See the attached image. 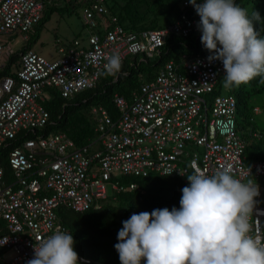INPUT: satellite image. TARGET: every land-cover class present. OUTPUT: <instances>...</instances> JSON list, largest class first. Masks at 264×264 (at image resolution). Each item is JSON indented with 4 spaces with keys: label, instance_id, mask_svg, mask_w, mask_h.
Instances as JSON below:
<instances>
[{
    "label": "built area",
    "instance_id": "1",
    "mask_svg": "<svg viewBox=\"0 0 264 264\" xmlns=\"http://www.w3.org/2000/svg\"><path fill=\"white\" fill-rule=\"evenodd\" d=\"M49 3L0 0V57L13 52L4 35L20 33L27 40ZM83 6L84 41L74 38L59 45L58 57L51 60L26 50L15 75L0 78V146L19 132H33L46 123L44 103L50 89L69 98L94 87L105 73L107 56L118 53L122 62L135 54L152 57L170 35L201 34L200 17L188 0L180 2L181 15L174 23L140 31L120 26L107 0H86ZM208 56V51L183 53L178 60L167 61L129 98L114 94L113 115L101 105L92 106L95 138L87 145L77 146L64 132H57L23 139L10 150L8 177L0 165V249L10 250L11 256L3 259L0 254L1 260L27 264L42 238L56 231L67 233L56 215L58 207L73 212L97 209L107 196V183L116 192L134 187L112 180V175L159 174L186 182L196 170L212 176L222 167H230L241 182L258 185L250 235L264 243V160L243 162L236 98L222 90L206 97L225 74L222 62H209ZM258 111L253 106L252 112ZM79 260L87 261L80 256Z\"/></svg>",
    "mask_w": 264,
    "mask_h": 264
},
{
    "label": "clouds",
    "instance_id": "2",
    "mask_svg": "<svg viewBox=\"0 0 264 264\" xmlns=\"http://www.w3.org/2000/svg\"><path fill=\"white\" fill-rule=\"evenodd\" d=\"M188 2L200 17L208 61L223 64L222 86L248 84L257 76L264 83V37L253 26L261 21L259 12L250 18L234 0ZM105 59L106 74L120 71L118 53ZM187 179L179 209L133 213L122 221L114 245L120 264H264V243L250 235L249 223L258 185L241 182L230 167L212 176L196 170ZM74 244L72 234L56 231L36 243L27 264H80Z\"/></svg>",
    "mask_w": 264,
    "mask_h": 264
},
{
    "label": "trees",
    "instance_id": "3",
    "mask_svg": "<svg viewBox=\"0 0 264 264\" xmlns=\"http://www.w3.org/2000/svg\"><path fill=\"white\" fill-rule=\"evenodd\" d=\"M80 1V2H79ZM63 0L68 13L75 10L76 5L86 0ZM182 0H107L111 13L116 16L117 23L129 31L159 29L174 23L180 18V2ZM244 8L251 18L258 11L261 21H253L254 29L260 37H264V0H234ZM57 8V0H50L43 10L41 19L29 31H35L33 40L38 36L37 31L46 21L48 14ZM201 34L191 33L187 36L170 35L159 52L152 57L143 54L127 56L121 69L115 75L102 74L94 87L86 88L72 97L64 98L56 89H50L49 98L44 107L48 112L46 123L33 132L21 131L15 138L6 140L0 146V165L3 168L4 178L9 176L6 156L13 148L20 145L26 138H35L37 135H50L64 132L77 146L87 145L94 138V121L90 108L101 105L110 115L115 112L113 95L119 94L129 98L131 92L138 88L143 81L154 78L158 70L169 60H178L183 53L197 55L206 53L201 44ZM30 37L18 50L8 55V61L0 69L2 76H14L19 67L16 58L30 47ZM16 63V70L11 65ZM211 96L218 95L222 90V81ZM264 91V83L257 76L248 84H241L226 89L237 101L236 124L237 131L244 142L243 162L250 164L255 160H264V129H256L252 119L251 95ZM254 133V135H253ZM118 182L123 185L134 184L132 189L111 191L97 209H88L83 212H73L65 207H58L56 215L66 227L67 233L73 235L74 248L78 256L86 262L80 264H120L119 255L114 245L118 243L117 234L123 227L122 221L133 213L151 212L154 209L173 207L179 209L182 197V188L189 184L177 177L167 175L148 174L143 177L122 176ZM0 264H8L0 258ZM144 264V261H141Z\"/></svg>",
    "mask_w": 264,
    "mask_h": 264
},
{
    "label": "rangeland",
    "instance_id": "4",
    "mask_svg": "<svg viewBox=\"0 0 264 264\" xmlns=\"http://www.w3.org/2000/svg\"><path fill=\"white\" fill-rule=\"evenodd\" d=\"M63 6V0H57V8L48 14L46 21L38 29V36L35 40H33L35 31L28 32L32 50L49 60L58 57L57 47L59 45L67 44L74 38L84 41L86 36L87 28L83 25L82 20L83 4L76 5L75 10L70 13ZM3 38H8L13 52L19 50L27 41L20 33L14 36H10V34L4 35ZM1 57L5 60V63L8 61L7 55ZM16 62L20 64V58H16ZM11 70H16V63L11 65ZM222 93H227L224 87H222ZM206 97H211V95H206ZM250 103L251 105L257 106L259 110L257 113H252L251 121L255 124L256 129H264V91L251 95ZM122 176L112 175V180L118 181V178ZM106 192L107 195L111 192L109 183L106 184ZM261 204H264V193ZM0 254L3 259H8L11 256V251L8 249H0Z\"/></svg>",
    "mask_w": 264,
    "mask_h": 264
},
{
    "label": "crops",
    "instance_id": "5",
    "mask_svg": "<svg viewBox=\"0 0 264 264\" xmlns=\"http://www.w3.org/2000/svg\"><path fill=\"white\" fill-rule=\"evenodd\" d=\"M4 61L5 60L2 57H0V69H2L4 67V65H5V62Z\"/></svg>",
    "mask_w": 264,
    "mask_h": 264
}]
</instances>
